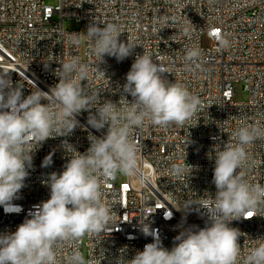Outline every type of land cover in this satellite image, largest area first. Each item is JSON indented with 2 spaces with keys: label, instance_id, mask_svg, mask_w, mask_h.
<instances>
[{
  "label": "built area",
  "instance_id": "1",
  "mask_svg": "<svg viewBox=\"0 0 264 264\" xmlns=\"http://www.w3.org/2000/svg\"><path fill=\"white\" fill-rule=\"evenodd\" d=\"M165 17L168 24L164 28ZM65 20L81 23L84 32L92 20L117 22L122 30L120 40L138 46L123 61L105 56V62L98 65V59L90 55L86 34L82 48L81 32L65 29ZM215 33L227 36L231 46L220 49ZM74 34H79V46L70 43ZM203 37L213 45L203 47ZM189 47L201 50V67L195 71L188 70L183 59ZM143 53L166 68L164 78L169 82L180 83L198 96L201 105L183 127L146 124L134 130L133 139L141 148L139 174L127 176L119 185L116 175L102 181L112 221L100 234L85 235L75 245L65 244L58 253L59 264H65L73 247L94 264H127L153 242V237L140 231L143 220L158 230L168 249L182 228L205 226L206 217L200 213L177 209L214 196V160L209 159L213 146L223 148L240 126L258 124L264 128V0H58L56 6L44 0H0V70L10 72L13 83L24 87L25 96L36 88L48 91L58 82L59 62L78 57L90 68L88 78L82 81L84 89L99 93L101 102L111 100L125 106L120 86L126 82L135 56ZM97 65L106 76L101 72L98 78ZM236 83L247 92L246 100H234ZM88 115L85 111L77 116L84 127L67 137L81 153L90 146L89 132L99 137L107 131V126L101 131L88 126ZM63 139L50 138L34 152L26 186L12 202L19 207L6 211L0 206V233L14 232L30 218L36 205L49 199L50 190L42 181L52 172L63 171L68 159L61 147ZM248 151L253 167L246 170V178L264 185V139H257ZM49 153H53L52 164L43 167ZM174 163L187 169L192 166L193 171L173 177L169 169ZM246 218L229 225L242 233L238 239L241 258L264 237V206Z\"/></svg>",
  "mask_w": 264,
  "mask_h": 264
},
{
  "label": "clouds",
  "instance_id": "2",
  "mask_svg": "<svg viewBox=\"0 0 264 264\" xmlns=\"http://www.w3.org/2000/svg\"><path fill=\"white\" fill-rule=\"evenodd\" d=\"M167 24L165 17L164 28ZM183 31L188 34L189 30ZM85 34L90 55L98 59V65L105 62V56L123 61L138 46L120 40L122 30L117 22L92 20ZM214 36L220 49L231 46L227 36ZM69 39L72 45L79 46V34ZM200 57L198 47L185 49L186 68L200 69ZM59 63L58 82L48 91L36 88L26 96L24 87L13 83L10 72L0 70V206L6 211L19 207L12 202L26 186L34 152L48 139L64 137L61 147L68 157L62 172H52L42 181L50 190L49 199L36 205L30 218L14 232L0 233V264H59L58 253L65 244L75 245L85 235L106 231L113 217L103 199L101 184L118 172L130 177L139 174L141 148L133 139L134 130L143 129L146 124L183 127L201 105L200 98L182 84L164 78L166 68L154 62L150 54L135 56L126 82L120 86L121 98L127 101L125 106L111 100L101 102L99 93L84 89L82 81L88 78L90 68L78 57ZM98 65L99 78L105 72ZM85 111L89 113L88 126L96 131L107 126V131L99 137L89 132L90 146L81 153L67 137L84 127L77 116ZM257 139H264V128L244 125L230 134L223 148L213 146L209 159L214 160V196L176 208L206 217L203 228H182L168 249L158 230L146 220L140 221V231L153 237V242L137 251L127 264H239L241 259L243 264H264V237L258 238L256 246L241 258L238 239L242 233L229 226L232 221L258 213L264 206V185L249 182L245 175L253 167L248 148ZM189 143L188 138L186 147ZM52 155L44 158L43 167L52 164ZM192 171V166L187 169L184 164L174 163L169 174L180 178ZM65 264L94 262L85 261L79 248L73 247Z\"/></svg>",
  "mask_w": 264,
  "mask_h": 264
},
{
  "label": "rangeland",
  "instance_id": "3",
  "mask_svg": "<svg viewBox=\"0 0 264 264\" xmlns=\"http://www.w3.org/2000/svg\"><path fill=\"white\" fill-rule=\"evenodd\" d=\"M44 3L50 5V6H56L58 3V0H44ZM54 20H58L57 16H54ZM64 28L68 30H79L81 32V47H84V39H85V32L82 27L81 23L75 22L73 20H65ZM213 45V42L210 39H207L206 37L202 38V46L203 47H211ZM248 97L247 92L243 89V86L241 83L234 84V100L235 101H244ZM127 180V175L123 173H117L116 174V184L119 185L122 182H125Z\"/></svg>",
  "mask_w": 264,
  "mask_h": 264
},
{
  "label": "snow or ice",
  "instance_id": "4",
  "mask_svg": "<svg viewBox=\"0 0 264 264\" xmlns=\"http://www.w3.org/2000/svg\"><path fill=\"white\" fill-rule=\"evenodd\" d=\"M251 215V214H250Z\"/></svg>",
  "mask_w": 264,
  "mask_h": 264
}]
</instances>
